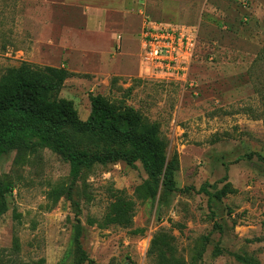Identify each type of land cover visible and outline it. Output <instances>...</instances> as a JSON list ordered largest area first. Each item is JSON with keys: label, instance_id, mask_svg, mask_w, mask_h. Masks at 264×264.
<instances>
[{"label": "rangeland", "instance_id": "rangeland-1", "mask_svg": "<svg viewBox=\"0 0 264 264\" xmlns=\"http://www.w3.org/2000/svg\"><path fill=\"white\" fill-rule=\"evenodd\" d=\"M149 21L200 27L196 89L142 71ZM23 62L66 68L59 98L83 121L100 95L158 123L168 162L178 155L177 190L160 202L161 182L140 162L80 167L73 179L48 148L9 151L0 264H77L78 225L85 264H264V0H0V80ZM65 134L77 152L106 151ZM228 183L234 192L218 201ZM121 193L135 205L133 225L106 226Z\"/></svg>", "mask_w": 264, "mask_h": 264}, {"label": "trees", "instance_id": "trees-1", "mask_svg": "<svg viewBox=\"0 0 264 264\" xmlns=\"http://www.w3.org/2000/svg\"><path fill=\"white\" fill-rule=\"evenodd\" d=\"M70 77L66 68L37 67L28 62L7 70L0 80V160L9 151L28 150L34 146L48 148L70 163L73 179L78 177L80 167L119 161L134 166L140 162L152 180L161 182L160 202L166 201L177 190L174 177L179 160L175 154L168 162L166 145L160 138V125L149 123L135 109L113 104L100 95L91 98V113L87 120H81L74 103L59 98ZM67 129L94 137L105 145L106 151L91 155L75 151L65 134ZM150 190L151 198L155 199L158 189ZM12 191L13 188L0 177V224L8 211L7 197ZM233 192L228 183L215 197L221 201ZM134 216V203L121 193L115 196L105 225L130 228ZM81 237L82 229L78 225L77 264L91 263L83 250ZM239 260L244 264H257L244 257ZM164 262L179 264L174 259L164 258Z\"/></svg>", "mask_w": 264, "mask_h": 264}, {"label": "built area", "instance_id": "built-area-1", "mask_svg": "<svg viewBox=\"0 0 264 264\" xmlns=\"http://www.w3.org/2000/svg\"><path fill=\"white\" fill-rule=\"evenodd\" d=\"M200 27L147 22L141 33L142 71L158 80L196 89L191 76Z\"/></svg>", "mask_w": 264, "mask_h": 264}, {"label": "crops", "instance_id": "crops-1", "mask_svg": "<svg viewBox=\"0 0 264 264\" xmlns=\"http://www.w3.org/2000/svg\"><path fill=\"white\" fill-rule=\"evenodd\" d=\"M200 21H201V19H200ZM158 22V21H157Z\"/></svg>", "mask_w": 264, "mask_h": 264}]
</instances>
